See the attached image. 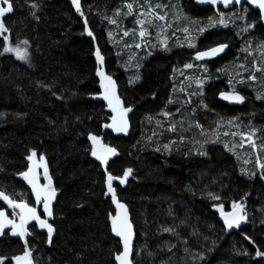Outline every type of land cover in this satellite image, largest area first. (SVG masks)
Masks as SVG:
<instances>
[{"label": "trees", "instance_id": "trees-1", "mask_svg": "<svg viewBox=\"0 0 264 264\" xmlns=\"http://www.w3.org/2000/svg\"><path fill=\"white\" fill-rule=\"evenodd\" d=\"M5 1L12 12H0V210L16 219L12 204H40L24 180L32 156L44 162L54 191L47 226L28 230L33 264H115L120 251L109 227L105 174L90 158L89 138L101 135L109 115L98 101L95 47L85 24L129 112L128 137L106 133L104 142L117 151L107 173L124 180L115 189L134 226L133 264H264L259 14L246 6L199 9L194 0ZM144 2L157 4L156 12L174 10L175 25L188 24L195 45L177 47L168 31L165 46L153 43L150 55L133 46L131 61L124 45L138 44L140 34L126 5ZM20 43L29 47V63L7 52ZM221 44L228 50L216 59H193ZM233 83L242 107L217 99ZM243 135L253 146L241 144ZM237 205L245 220L230 233L220 216ZM22 252L8 234L0 240V264Z\"/></svg>", "mask_w": 264, "mask_h": 264}, {"label": "water", "instance_id": "water-1", "mask_svg": "<svg viewBox=\"0 0 264 264\" xmlns=\"http://www.w3.org/2000/svg\"><path fill=\"white\" fill-rule=\"evenodd\" d=\"M194 5L199 9H211L213 11H229L233 8L244 6L259 14V22L264 27V0H194ZM0 12L10 15L12 8L5 0H0ZM86 35L94 42V60L96 64L95 77L98 82L100 94L98 101L105 106V112L109 115L108 122L102 126L100 136H91L90 158L97 163L105 174V198L110 200L113 215L109 217V227L112 236L118 240L120 251L114 256L115 264H133V250L135 245V231L131 221L128 207L116 196L115 185L123 186L124 180L115 178L107 173L108 164L117 158V151L105 144L106 133L115 138H126L130 134L131 124L129 112L124 110L123 101L119 95L116 81L105 70V62L95 44V38L85 24ZM228 50L227 44H221L212 48L198 51L193 54V59L198 62H208L221 56ZM219 102L233 107H242L245 104L244 96L239 92L222 91L218 93ZM18 212L17 219H11L6 209L0 210V240L5 234L12 239L19 240L23 245V252L11 259V264H33L32 253L29 252L26 238L29 228L32 226L43 229V218L40 216L41 206L32 207L24 202L11 205V209ZM245 215L241 206L233 207L231 211L220 216L223 227L230 233H237L244 224Z\"/></svg>", "mask_w": 264, "mask_h": 264}, {"label": "rangeland", "instance_id": "rangeland-1", "mask_svg": "<svg viewBox=\"0 0 264 264\" xmlns=\"http://www.w3.org/2000/svg\"><path fill=\"white\" fill-rule=\"evenodd\" d=\"M152 6L153 5H149L148 2H144L143 4L126 5L129 15L135 18L138 26L137 31L140 34L138 44L134 45L133 42H130L129 44L126 43L124 45V49L128 52L129 59H131V61L134 60V56L137 52L136 49H132L133 46H137V49L142 46L146 55H150L153 43H159L161 48L165 46L164 41L167 39L166 34L169 33L168 31H170L169 39L173 38L174 44L177 47H193L196 43V39H194V32L190 31L188 24L182 22L180 26L175 25L180 19L177 14L174 13V10L172 13L165 10L156 12L155 9L157 8V4H154L153 7ZM214 26L215 23L209 24V28ZM146 35H149L150 38ZM124 39H126L125 36ZM7 52L22 63H29L30 61V50L26 43L8 45ZM189 78L191 77H187V79ZM192 80L194 83L197 81L196 84L199 86H202L201 83L204 82V79H201L200 76H197L195 80ZM194 83L191 84L192 90H195L196 85ZM227 90L235 92L234 83L232 87ZM229 133L230 132L226 131L223 134L228 135ZM240 141L241 144L245 146H253L254 144V139L251 135H243ZM29 161V170L25 175L24 180L31 186L35 197L40 202L41 213L47 219L49 217L50 205L53 201L54 191L50 179L48 178L44 162L35 156H32Z\"/></svg>", "mask_w": 264, "mask_h": 264}, {"label": "flooded vegetation", "instance_id": "flooded-vegetation-1", "mask_svg": "<svg viewBox=\"0 0 264 264\" xmlns=\"http://www.w3.org/2000/svg\"><path fill=\"white\" fill-rule=\"evenodd\" d=\"M36 205H37V204H36ZM36 205H35V206H36ZM32 207H34V206H32ZM10 210H11V209H10ZM40 216L43 218L42 226L45 227V224H46V226H47V219L43 216V214L41 213V211H40ZM17 218H18V216H17ZM17 218H16V219H17Z\"/></svg>", "mask_w": 264, "mask_h": 264}, {"label": "bare ground", "instance_id": "bare-ground-1", "mask_svg": "<svg viewBox=\"0 0 264 264\" xmlns=\"http://www.w3.org/2000/svg\"><path fill=\"white\" fill-rule=\"evenodd\" d=\"M260 23V22H259ZM261 24V23H260ZM176 47V46H175ZM247 57V56H246ZM254 57V56H253ZM248 59V58H247ZM104 173V172H103Z\"/></svg>", "mask_w": 264, "mask_h": 264}]
</instances>
